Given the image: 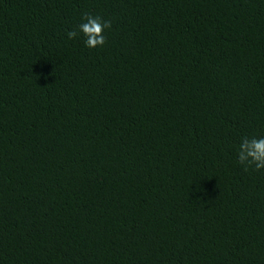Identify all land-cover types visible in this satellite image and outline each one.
<instances>
[{
    "label": "trees",
    "instance_id": "obj_1",
    "mask_svg": "<svg viewBox=\"0 0 264 264\" xmlns=\"http://www.w3.org/2000/svg\"><path fill=\"white\" fill-rule=\"evenodd\" d=\"M245 136L264 0H0V264H264Z\"/></svg>",
    "mask_w": 264,
    "mask_h": 264
},
{
    "label": "clouds",
    "instance_id": "obj_2",
    "mask_svg": "<svg viewBox=\"0 0 264 264\" xmlns=\"http://www.w3.org/2000/svg\"><path fill=\"white\" fill-rule=\"evenodd\" d=\"M112 22L100 15L88 12L82 14V22L73 30L67 32L68 39L82 38L89 49L102 48L107 43L105 30L111 29ZM237 157L240 165L247 171L254 168L264 170V136L243 137L237 147Z\"/></svg>",
    "mask_w": 264,
    "mask_h": 264
}]
</instances>
